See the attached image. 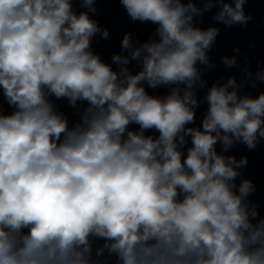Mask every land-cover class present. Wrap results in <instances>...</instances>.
Instances as JSON below:
<instances>
[{
	"label": "clouds",
	"instance_id": "obj_1",
	"mask_svg": "<svg viewBox=\"0 0 264 264\" xmlns=\"http://www.w3.org/2000/svg\"><path fill=\"white\" fill-rule=\"evenodd\" d=\"M120 3L157 27L138 47L124 35L130 56L113 55L114 71L91 50L97 33L109 35L90 18L94 0L79 13L73 0H0V264H264V216L247 200L255 185L234 183L247 157L216 150L264 140V92L241 97L234 78L213 84L201 127H187L204 86L197 63L211 67L220 32L194 18L219 4L214 21L247 27L246 0ZM53 98L78 121L70 126ZM105 250L114 261L100 259Z\"/></svg>",
	"mask_w": 264,
	"mask_h": 264
}]
</instances>
